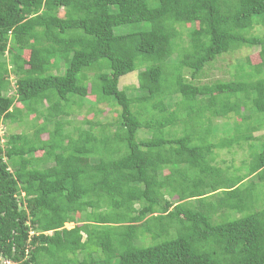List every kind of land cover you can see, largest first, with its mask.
Listing matches in <instances>:
<instances>
[{
    "label": "trees",
    "instance_id": "trees-1",
    "mask_svg": "<svg viewBox=\"0 0 264 264\" xmlns=\"http://www.w3.org/2000/svg\"><path fill=\"white\" fill-rule=\"evenodd\" d=\"M243 48L259 62L200 83ZM138 66L131 95L119 80ZM89 95L120 111L69 130ZM263 114L264 0H0V128L34 117L31 132L0 135V259L264 264V203L215 220L264 188V140L251 144ZM235 144L248 163H213Z\"/></svg>",
    "mask_w": 264,
    "mask_h": 264
},
{
    "label": "rangeland",
    "instance_id": "rangeland-1",
    "mask_svg": "<svg viewBox=\"0 0 264 264\" xmlns=\"http://www.w3.org/2000/svg\"><path fill=\"white\" fill-rule=\"evenodd\" d=\"M153 4V3H152ZM142 27H145V24L141 25ZM134 27H138V26H121L115 29V33H126V32H130L131 29H133ZM188 28V26L186 27ZM183 40L186 39V30H183ZM259 49L258 48H251V49H246L243 48L241 49L239 52L236 53H232L229 55H224L222 57H220L219 59H217L211 66V68H213L212 70H210L207 73V76H205L204 78L201 79L200 83L201 84H206V83H211L210 81L213 80H217V79H225L228 80L230 79V74H231V66L237 64L240 59H244L245 62H250L251 64H257L259 62ZM142 69L137 68V70H135L132 73H129L123 77L120 78L119 80V89H123L126 90L129 94L131 95H135L136 94V88L138 86L137 84V74L139 71H141ZM63 72V70H62ZM55 73V72H54ZM88 79H92V74H88ZM10 83H11V90L9 91V94L12 95L15 93V80L13 79V77L10 78ZM199 83V82H196ZM77 101V100H76ZM82 102V103H81ZM77 101V103H81L82 107L81 109H77L78 107H74L73 109V115L70 117L65 118L64 120H67L69 122L68 125V129L72 130L74 129L75 126H77L80 122L82 121H90V122H96L97 124L99 123V125H105L108 123L113 122L114 118L117 116L118 111H120L119 108L115 107H111L109 106L107 103H100V104H96L95 103V98L92 95H89L88 97H86L83 101ZM93 105L95 108H92L91 111L89 110V106ZM16 106H18L16 104ZM96 111H98L99 113H96ZM246 114H249V112H247ZM32 118V119H31ZM33 116L28 117V119H24L23 121L20 120L17 123H11L10 121H5L1 126V131H0V135H2V139L5 140L6 137H8L10 134H18V133H23L26 131L27 132H31V129L26 128V125L28 124V122L34 121ZM261 121H264V114L260 115L259 118H257ZM31 120V121H30ZM234 120L237 121H241L240 118H234V117H230L229 120H218L217 122L219 123H232ZM40 122V121H39ZM216 122V123H217ZM253 124H256L255 120L253 121ZM38 125V123H37ZM30 127V125H29ZM52 128L54 127V125L51 126ZM84 128H88L86 125ZM111 131H113V127L110 126ZM241 129H243L241 127ZM26 130V131H25ZM96 131H98L97 128H95ZM233 136V133L230 135H227L226 138H229ZM217 137H224L221 133L217 134ZM253 137L255 138V140H253L251 142V144L254 147H259L263 140H264V128L255 132L253 134ZM247 144V143H246ZM250 144V143H249ZM261 148V146L259 147ZM216 153V157L214 158V164H216L217 166H221V168H226L229 167L233 164V166H238L241 164V162H249L250 161V154L248 151V148L246 147V145H244L243 148H240L237 146V144L233 145L232 147H225L219 150L215 151ZM36 156H39V153L36 154ZM99 158V156H97V159ZM238 171V170H237ZM234 169H230L229 174L233 173ZM246 168H241L238 172L231 174L230 176L236 174V175H245L246 174ZM229 176V177H230ZM247 184H243L242 186H239V190L241 193H244L245 195V188H246ZM258 196L261 197V199H259L258 197L254 198V196ZM246 197H244V204H245V209L243 210V212H229L227 214H224V216H221V218L216 217L215 220L218 223L222 222V221H227V220H231V219H235V218H239L242 217L243 215H247L253 212H256L258 210H260L262 208V204L264 203V188H262L261 186H259L256 189H253V191H251V197L248 200ZM254 198V199H253ZM174 200V199H173ZM262 200V201H261ZM73 224H67L65 226V228L67 229H71L73 228ZM151 242L149 241L148 244H150ZM153 244V243H152ZM96 259V256L94 257ZM100 259V258H99Z\"/></svg>",
    "mask_w": 264,
    "mask_h": 264
},
{
    "label": "built area",
    "instance_id": "built-area-1",
    "mask_svg": "<svg viewBox=\"0 0 264 264\" xmlns=\"http://www.w3.org/2000/svg\"><path fill=\"white\" fill-rule=\"evenodd\" d=\"M2 262V264H14L8 260H5V259H0V263Z\"/></svg>",
    "mask_w": 264,
    "mask_h": 264
},
{
    "label": "clouds",
    "instance_id": "clouds-1",
    "mask_svg": "<svg viewBox=\"0 0 264 264\" xmlns=\"http://www.w3.org/2000/svg\"><path fill=\"white\" fill-rule=\"evenodd\" d=\"M2 128V127H1ZM1 128H0V131H1ZM50 234V233H49Z\"/></svg>",
    "mask_w": 264,
    "mask_h": 264
},
{
    "label": "water",
    "instance_id": "water-1",
    "mask_svg": "<svg viewBox=\"0 0 264 264\" xmlns=\"http://www.w3.org/2000/svg\"><path fill=\"white\" fill-rule=\"evenodd\" d=\"M0 264H2V262Z\"/></svg>",
    "mask_w": 264,
    "mask_h": 264
}]
</instances>
